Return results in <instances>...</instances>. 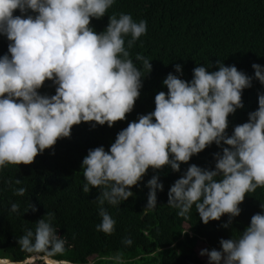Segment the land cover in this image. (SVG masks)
<instances>
[{
	"label": "clouds",
	"instance_id": "clouds-1",
	"mask_svg": "<svg viewBox=\"0 0 264 264\" xmlns=\"http://www.w3.org/2000/svg\"><path fill=\"white\" fill-rule=\"evenodd\" d=\"M116 0H0V36L8 50L0 56V170L8 165H30L58 140L71 138L73 126L90 123L111 128L126 120L134 110L143 88L144 72L152 63L142 55L130 58L131 48L147 34V21H135L131 14L109 17L103 32L91 26L92 19L103 18ZM19 13V14H17ZM197 66L186 81L183 66L163 81L167 92L155 96V110L138 116L121 130L106 150H89L82 161L86 183L83 192L100 190L101 223L96 230L115 232L116 220L103 207L105 202L119 206L134 196L151 168L154 172L170 168L181 172L193 156L215 144L222 152L214 154L215 167L191 164L168 192V206L189 219L195 206L207 225L227 214V229L241 215L246 194L264 187V92L258 94V109L248 121L237 125L229 135V116L244 108L242 95L253 87V77L217 61ZM255 79L264 85V66L252 64ZM46 81L55 94H41ZM54 154V153H53ZM11 183V182H9ZM16 184H21L17 179ZM150 189L146 209L157 206V191L164 185L158 175L147 181ZM26 188L14 189L17 196ZM251 217L239 238L221 239L220 249H203L208 264H264V203ZM30 209H38L31 204ZM11 212L19 205L12 203ZM26 229L17 243L30 255H62L68 245L53 224L54 213H47ZM190 229V228H189ZM188 229V230H189ZM188 230L182 232L187 234ZM131 246V238L122 241ZM123 264L122 257H114ZM0 264H11L0 259Z\"/></svg>",
	"mask_w": 264,
	"mask_h": 264
},
{
	"label": "trees",
	"instance_id": "trees-1",
	"mask_svg": "<svg viewBox=\"0 0 264 264\" xmlns=\"http://www.w3.org/2000/svg\"><path fill=\"white\" fill-rule=\"evenodd\" d=\"M120 13L131 14L137 22L147 21V34L133 47H127L131 36L124 38L137 67L142 68V62L136 60L138 54L152 63V71L144 72L143 88L134 110L111 128L106 124L92 128L90 123L73 126L71 138L58 140L53 149H46L32 164L8 165L0 170L1 259H9L13 264H98L121 253L129 262L140 259L143 264H208V258L199 254L201 250H219L221 239L239 238L250 225L251 217L261 212L264 187L246 194L240 205L241 215L227 229L222 227L228 221L227 214L220 221L205 225L195 206L189 219L180 217L178 209L168 206L171 186L191 164L214 170V154L222 152V148L213 144L193 156L188 164H182L179 173L167 167L157 172L150 168L140 185L131 189L133 197L119 206L107 202L103 205L116 220L115 232L106 235L96 230L102 220L100 190L94 187L89 193L83 192L86 180L82 161L91 149L103 146L108 150L130 122L155 110V96L167 92L164 79L169 73L179 75L175 72L176 64L183 66L180 78L186 81L193 78L197 66L213 64L209 71L218 70L217 61L235 65L254 78L253 87L243 92L244 108L228 118L229 135L235 126L248 121L249 113L258 109V94L264 92V85L255 79L252 68L254 63L264 66V0H116L103 18L91 20V26L97 33L103 32L109 17H119ZM8 43L0 36V56L7 53ZM40 91L54 95L55 87L46 81ZM153 175L159 176L164 188L157 191L156 208L149 210L147 181ZM17 179L21 184L15 183ZM21 187L27 189L25 195H15L14 189ZM12 203L19 205L18 213L11 212ZM31 204L38 209L36 212L30 209ZM47 213H54L53 224L69 246L62 255L49 257L41 253L40 258L27 262L34 255L21 251L17 238L26 229L34 231L40 219L47 220ZM186 230L187 234L182 233ZM125 238H131L133 244H123ZM159 249V257H153ZM46 257L59 263L48 262Z\"/></svg>",
	"mask_w": 264,
	"mask_h": 264
},
{
	"label": "rangeland",
	"instance_id": "rangeland-1",
	"mask_svg": "<svg viewBox=\"0 0 264 264\" xmlns=\"http://www.w3.org/2000/svg\"><path fill=\"white\" fill-rule=\"evenodd\" d=\"M160 252H161V250L159 249L156 253H154L152 256L153 257H159V255H160ZM116 256H120V257H122L121 256V253H116V254H113L112 256H110V257H107V258H104V260H102V262H100V263H98V264H116V262H115V260H114V257H116ZM36 259V257H33V258H31V259H29V261L28 262H30V261H34ZM122 260H123V264H143L144 263V261H142V260H140V259H136V260H132V261H128L127 259H124L123 257H122ZM155 264H157V263H155Z\"/></svg>",
	"mask_w": 264,
	"mask_h": 264
},
{
	"label": "crops",
	"instance_id": "crops-1",
	"mask_svg": "<svg viewBox=\"0 0 264 264\" xmlns=\"http://www.w3.org/2000/svg\"><path fill=\"white\" fill-rule=\"evenodd\" d=\"M35 257V256H34ZM38 258H40V257H38ZM1 259V258H0ZM9 260V259H8ZM45 260L46 261H48V262H53V263H59L58 261H56V260H54V259H51V258H49V257H46L45 258ZM10 261V260H9ZM11 262V261H10ZM64 263H68V262H64ZM68 264H71V263H68Z\"/></svg>",
	"mask_w": 264,
	"mask_h": 264
},
{
	"label": "water",
	"instance_id": "water-1",
	"mask_svg": "<svg viewBox=\"0 0 264 264\" xmlns=\"http://www.w3.org/2000/svg\"><path fill=\"white\" fill-rule=\"evenodd\" d=\"M36 257V256H35ZM38 257H36V259H37ZM28 262V261H27ZM11 264H13L12 262H11Z\"/></svg>",
	"mask_w": 264,
	"mask_h": 264
}]
</instances>
